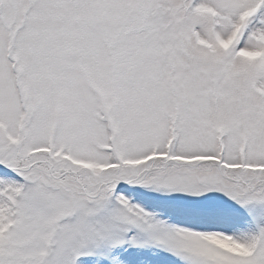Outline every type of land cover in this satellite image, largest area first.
Wrapping results in <instances>:
<instances>
[{"label": "snow or ice", "instance_id": "obj_1", "mask_svg": "<svg viewBox=\"0 0 264 264\" xmlns=\"http://www.w3.org/2000/svg\"><path fill=\"white\" fill-rule=\"evenodd\" d=\"M0 264H264V0H0Z\"/></svg>", "mask_w": 264, "mask_h": 264}]
</instances>
